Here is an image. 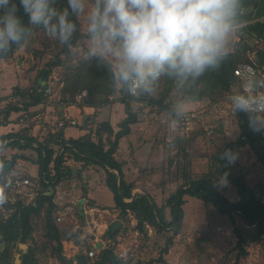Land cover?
Listing matches in <instances>:
<instances>
[{"label": "trees", "instance_id": "1", "mask_svg": "<svg viewBox=\"0 0 264 264\" xmlns=\"http://www.w3.org/2000/svg\"><path fill=\"white\" fill-rule=\"evenodd\" d=\"M62 6H66V0H57V7ZM71 18L76 23V30L71 40L67 44H60L55 40L58 50L53 60L47 61L45 66L38 70L36 87L26 90L16 87L18 89L16 96L23 97L25 101L18 103L8 100L0 105V125L13 122V115L23 118V124L18 129L0 134V162H12L8 170L0 169V190L6 191L7 194V201L0 204V264H17L14 250L21 249L19 243L29 245L28 249L22 252L19 264H50L49 261H43L47 257L58 261L59 264H123V257L115 250L117 242L113 243L107 233L104 234L105 246L93 257L82 251L71 257L63 253L64 241L73 240L79 243L81 237L83 238L82 232H78V229L83 228L85 217L79 210L81 224L79 223L78 228L67 221H57L60 211V206L55 201L57 187L73 172L80 176L83 169L89 165H98L104 169L103 180L113 193L114 207L120 210V218L128 222V210H130L138 221H143L142 234H148L146 224H149L156 233L165 237L159 256L151 258L146 264L156 262L166 264L164 254L168 253L174 244L175 236L181 232L186 214L184 206L188 197L211 205L220 215L229 217L237 237L235 260L229 264H238L242 257L248 255V246L252 242H258L264 233V200L259 195L257 187L249 184L243 172H231L229 166L220 159V152L224 148L213 153L211 162L205 169L195 172L192 166H189L188 171H183V180L160 203L149 192L132 193V191L139 184L137 181L153 179L152 176L162 172L165 167H144L140 169L136 179L127 181L123 169L124 161L119 160L115 154L121 139L130 133L132 125L144 121L140 116L144 106H150L151 110L156 109L158 112L166 109L174 113L165 99L172 90L182 91L195 101L206 98L216 101L228 93L240 91V88L234 89L240 83L234 74V68L242 61H252L246 56L251 46L247 38L244 39L245 35H254L263 41V46L256 51L257 63H255L259 67L264 66V0H241L236 25H241L240 29L244 31V36L238 41L234 50L227 51V55L217 68L206 70L195 82L183 86L177 85L173 78L161 76L156 82H161L163 85L160 96H155L153 92L130 94L123 85L112 80L111 74L95 56L81 55L74 61L66 62L73 48L78 51L84 40L89 39L79 17L73 15ZM24 21L27 23L26 17ZM27 39L18 46L13 45L6 53L0 54V61L12 57L16 50L25 45ZM61 65L65 67L61 102L76 104L80 108L91 106L98 109L118 101L123 104L125 113V117L118 124V130H115L110 120L94 123V116L85 114L83 122L79 120L80 124L77 123L87 130L80 136L66 137L65 129L73 125H65L55 132H51L49 126L44 128V134H33L35 123L32 120L34 113L30 111L31 107L46 101L45 82L48 81L52 70ZM83 91H86V95L77 102L76 95ZM61 114L59 119L65 117L63 112ZM235 116L239 121L240 130L237 138L227 147L238 152L242 145H249L255 160L264 166L262 133H254L248 128L247 116L244 113ZM149 122L146 123L148 126ZM159 141L154 144L159 145ZM161 141L165 143L166 140L164 141L163 138ZM173 142L181 144L184 140L179 138ZM7 148L16 153L9 157ZM27 150L36 152L37 157L34 162L38 165L36 178L39 187L37 194L30 201L11 185L14 177H24L19 174L16 164L18 158L26 155ZM69 160L81 163V169L75 171ZM172 161L170 160V164ZM225 169L228 171V184L234 190L235 200L230 199L220 188L213 187L215 173L220 174ZM152 181L158 183L156 179ZM159 182L161 183L162 180L160 179ZM162 185L164 186V182ZM51 188L54 191L47 194ZM125 198L131 200L126 201ZM238 219L241 223H238ZM88 237L89 234L86 238ZM2 241L6 243L3 250H1ZM84 246L86 250L92 248L89 241L85 242Z\"/></svg>", "mask_w": 264, "mask_h": 264}, {"label": "rangeland", "instance_id": "2", "mask_svg": "<svg viewBox=\"0 0 264 264\" xmlns=\"http://www.w3.org/2000/svg\"><path fill=\"white\" fill-rule=\"evenodd\" d=\"M88 2L91 3L92 0H88ZM79 19L82 23V28L86 29V14H80ZM237 27L238 26L235 27L228 39L226 51L234 50L238 44L236 35L240 29ZM246 38L251 46V49L246 52V56L257 63L256 51L263 46V41L256 38L254 35H245L244 39ZM88 44L89 39H86L82 45H80L78 51L76 48H73L72 54L66 59V62L74 61L79 56L86 55ZM57 50L55 39L47 37L42 28L32 26V31L25 45L16 50L12 57L0 61V105L5 104L9 100V94L17 95L18 89H16V87H20L19 89L22 90L36 87L38 70L43 68L47 61L53 60ZM64 70L65 67L63 65L57 66L52 70L48 81L45 82V87L51 88V92H46V101L35 106L36 108L31 107V112L34 113V115H39L34 121L35 124L37 123L40 126L38 130L49 127L50 125L52 126L53 122L57 121L60 118V114L64 112V106L76 105L71 103L67 104L65 101L61 102L60 100L62 87L65 82ZM239 88H241L240 83L234 87V89L237 90ZM162 90V83H156L153 94L155 96H160ZM83 93L84 91L76 95L77 102H80L83 96L86 95ZM229 95L230 93L216 101L209 98L195 101L187 97L182 91L176 92L172 90L165 98L172 109L177 104L184 102L187 108L184 113H191L194 111L200 114L188 125L189 128H184V126L178 123L177 119L180 115L177 116L175 112L173 113L166 109L163 111L159 110L158 112L156 109L151 110L150 106H144V110H142L140 116L149 119L148 121L145 120L146 123L151 121L149 122L150 125L146 127L149 131L144 133L145 136H135L142 138L144 142L148 141L150 145L152 142H158L159 140V142H161L163 138L165 141L166 138L169 137V146L166 145L167 142L165 141V149L169 148L166 154L170 160H174L170 164V176L174 177L169 181L170 187L165 186L164 188L162 185L163 181L161 183L159 182L161 179L160 176L156 179L158 182L157 184L154 182L148 185V190L154 192L155 200L158 201V203L162 201L163 197L165 198L171 193L169 188L175 189L179 185L183 180V171H188L187 168L190 166L191 162L199 160L195 168L197 170L205 169L207 164L211 162V157L215 151L229 146L230 143L237 138L240 130L239 121L231 111ZM14 97L12 102L23 103L25 101L21 96ZM114 103L119 104L120 102L116 101ZM121 106L123 107V104H121L119 108H122ZM137 106L138 105H136V108ZM103 107L106 108L103 111V116H106L109 112L107 109H110V106L105 105ZM120 111H122V109H120ZM85 112L86 111L82 109L80 114L78 112L76 113L78 115L77 118L73 117L76 118L77 121L79 119L81 120ZM118 114L121 113L118 112ZM92 115L95 118L96 114L94 113ZM119 117L121 118V116ZM19 118V116L13 115V122H18ZM97 120L98 119L95 118L94 123ZM104 120L105 118L101 117L98 121ZM119 121L115 118L114 122L119 124ZM80 122L81 121H79L78 124H80ZM221 122H223L222 125ZM78 124L68 128L69 134L72 133L76 135L78 129L81 128ZM236 124L238 126V131L235 133L234 139H229L227 135L232 133ZM211 126L215 128L213 133H209L207 129ZM140 129H144V127L141 126ZM179 138L184 140V142L181 144L173 142V140ZM144 142L143 144H145ZM183 145L184 147H181ZM7 149L6 152L9 157L16 153V151L10 148ZM173 150L175 151L172 152ZM25 154L29 159L25 156H21V158L18 159L19 163L17 161L16 168L19 170L20 175H24V177H28L31 181H35L38 174V165L34 162V159L37 157V154L34 150H27ZM24 159L33 162L30 163L28 161L26 165L23 166L21 163L24 162ZM71 167H73L75 171H78L81 169V164H75L71 161ZM229 169L234 173H238L239 171L243 172L249 184L257 187L259 195L264 200V166L255 160V155H252V150L249 145H242L239 148L238 158L234 164L229 166ZM103 175L104 169L100 166L89 165L83 169L80 176L75 175L74 178H66L59 183V193H56L55 199L60 206V211L67 212L65 208L66 205L71 207L69 213L65 215V219L62 222L67 221L76 224L75 221H78V223L81 224L79 204L72 201H75L76 198L83 195L81 188L83 184L89 188L98 205L108 208L109 211L112 210V206H114L113 193L104 183ZM218 175L219 173H215L216 177ZM167 188L169 189L168 192L165 190ZM220 189L223 190L230 199L235 200L234 190L229 184ZM184 208L186 214L181 232L175 236L174 244L171 246L168 253L164 254L166 264H229L233 262L236 254L235 245L237 237L233 232V226L229 217L220 215L211 205H206L202 201L191 197H188ZM95 217L100 221L98 214H96ZM106 217L109 218L108 215ZM238 223H241L239 219ZM82 226L85 236L83 238L81 237L80 242L84 244L88 242L89 237L88 239L86 238L88 233H93L96 229L89 227L86 221ZM146 228L148 231L147 235L142 234L139 230L136 231L133 229L129 234H126V238L122 242L117 239L115 250L123 257V264H146L151 258L159 256L160 248L164 244L165 237L156 233L150 225L149 227L146 226ZM21 250L22 249L14 250V258H16L17 254H22ZM43 261H49L50 264H59L58 261L50 257L43 259ZM152 264L161 263L156 262ZM238 264H264V233L258 242H252L248 246V255L242 257Z\"/></svg>", "mask_w": 264, "mask_h": 264}, {"label": "clouds", "instance_id": "3", "mask_svg": "<svg viewBox=\"0 0 264 264\" xmlns=\"http://www.w3.org/2000/svg\"><path fill=\"white\" fill-rule=\"evenodd\" d=\"M241 0H0V54L24 42L32 26L60 44H67L76 30L71 18L85 13L89 44L86 55L103 63L114 82L132 95L151 93L161 76L177 85L195 82L206 70L215 69L227 55L226 45L234 31ZM27 18V23L24 21ZM249 80L229 95L233 114L244 113L252 132L264 133V91ZM177 104V116L186 112ZM238 126L227 135L234 139ZM238 152L225 147L220 159L230 166ZM213 187L229 183L228 171L212 181ZM7 201L0 190V204Z\"/></svg>", "mask_w": 264, "mask_h": 264}, {"label": "crops", "instance_id": "4", "mask_svg": "<svg viewBox=\"0 0 264 264\" xmlns=\"http://www.w3.org/2000/svg\"><path fill=\"white\" fill-rule=\"evenodd\" d=\"M120 105H121L120 103L119 104L113 103V104L108 105V106H110V109L109 108L107 109L109 112L106 116H103V111L106 109L105 107H101L100 109H95L94 107H91V106H84L83 108H80L78 106L76 107V105H69V106L66 105L63 108V111H64L63 113H64V115L69 114V115H72V116L77 118L78 115L76 113L78 112L80 114V111L82 109H84L86 111L85 112L86 115H92L95 113L96 114L95 118L98 120L101 117H104L105 120H110L112 122L115 130H118V128H119L118 124L116 122H114L115 118H117L119 121L125 117L124 107L121 106L122 108H119ZM33 108H36V107H33ZM120 109H122V111H120ZM30 111H32V108ZM118 112L121 114H118ZM85 114L81 117L82 122H83V119L85 117ZM119 116H121V118ZM37 117H39V115L33 114L32 120L35 121L37 119ZM20 118H21V120H19L18 122H11V123H9V125H0V134L7 133L9 131L18 129L23 124V118L22 117H20ZM141 119H143L144 121H139L138 123L133 124L131 127L130 133L121 139L119 148H118L115 156L119 160L124 161L123 169H124L125 176H126L125 178L127 181H133L134 179H136L137 175L139 174L140 169H142L144 167H150V166L159 167V166H161V167H165V169H163L162 172H159V173L153 175L152 177L155 180V179H157L158 176H160L161 180L164 182V186L170 187L169 181L174 177L170 176V172H171L170 158L167 157V154H166V151L169 150V148L165 149L166 148L165 143L162 141L160 142L159 145H157L156 143L154 144L153 142L150 145V144H148V141L144 142V140L142 138L135 136V135H141L142 136V135H144V133L146 131L147 132L149 131L148 128H146V127H148V125L146 124V121H145V120L148 121L149 119L148 118H146V119L141 118ZM137 126H139V127H137ZM141 126L144 127V129H140ZM39 127L40 126L37 123L34 125L33 134H35V135L41 134V133L44 134V128L43 129L41 128V130H38ZM68 128H70V127H67L65 129L66 137H70V136L77 137V136H80L81 134H84L87 131L86 129L80 128V129H78L76 135H74L72 133L69 134ZM135 141H136V143H135ZM166 141L167 142L170 141L169 137L166 138ZM143 142L145 144H143ZM166 145L169 146L168 143ZM174 151L175 150H173L172 152H174ZM24 160L26 161V163L29 161L27 159H24ZM71 161H73V160H69L68 162L71 163ZM198 161L199 160H194L193 162L190 163V166H192L193 171H195V172L197 171V169L195 167H196V164H198ZM73 162L75 163V161H73ZM75 164H81V163H75ZM37 173H38V169H37ZM75 175H76V172H73L70 175V177H68V178H74ZM103 179H104V175H103ZM153 179H147L144 182L137 181V182H139V184L137 185L136 188L133 189V192L134 193L137 191L138 192H149L150 194H152L154 196V194H153L154 192L151 190H148V185L154 183L152 181ZM88 185H89V183H88ZM59 187L60 186L58 185L56 193L57 192L59 193V190H58ZM81 188H82L83 195H81L79 198H76L75 201H72V202H77L79 204L78 206H79L81 212H82V207H83L81 202H82L83 198L86 199V202H89L87 205L88 208H89V206L95 207V208H105V207H101L100 205H98V203L94 199L91 191L89 190V188L87 186H85L83 184L81 186ZM169 189L167 188L165 190L167 192H168V190L171 192L174 190L171 188H169ZM55 201H56V199H55ZM57 204H58V202H57ZM87 207L85 206L86 209H87ZM113 207L114 206H112V209H113ZM65 208H66V211L69 213L71 207L66 205ZM105 209H108V208H105ZM82 214H83V212H82ZM84 217L86 219L87 215H84ZM81 232H82V236L84 237L85 232L83 231V228H82ZM88 234L90 236L88 239V241L90 243V238L92 237V233H88ZM104 246H105V243H104L103 247Z\"/></svg>", "mask_w": 264, "mask_h": 264}, {"label": "built area", "instance_id": "5", "mask_svg": "<svg viewBox=\"0 0 264 264\" xmlns=\"http://www.w3.org/2000/svg\"><path fill=\"white\" fill-rule=\"evenodd\" d=\"M236 26H238L237 28L239 29L241 28V25H236ZM243 36H244V31L240 29L238 34L236 35V41H240ZM234 74L240 80L241 83L240 91L247 85L250 79L258 82L257 88L250 90L264 91V66L259 67L253 61H242L234 68ZM46 92H51V88L50 87L46 88L45 93ZM84 93L86 94V91H84ZM14 96L16 95L9 94L8 99L12 100L15 98ZM199 115L200 114L194 111L191 113H184L178 117L177 121L181 126H184V128H189L188 125H190L194 121V119ZM77 123L78 121L76 118H74L72 115L66 114L64 118L58 119L57 121L53 122L52 126L50 125V130L51 132H55L59 128L64 127L65 125H75ZM207 129L209 133H213L215 128L214 126H211L210 128ZM262 137L264 139V133H262ZM17 161L19 163V160ZM21 165L23 166L26 165V161L24 160V162L21 163ZM11 182H12L11 184L12 188L15 189L17 192L24 194V196L27 197L26 198L27 201L32 200L37 194V188L39 187V182L37 178L35 181H31V179H29L28 177H14ZM132 193L134 192L132 191ZM82 200H83L82 212L84 215H87L85 221L89 224V227H93L96 229V231L92 233V237L90 238V244L92 248L90 250H86L83 243L80 242L78 243L73 240H69V241L66 240L64 241L63 244V253L68 257L75 256L81 251L85 254H88L90 257L95 256L97 252L100 250L96 248V243L98 241H103V243H105L104 234L106 233L108 224L114 219L120 218L119 217L120 210L116 207H113L111 211L105 208H95V207H89L86 209L85 206L87 207L89 202H86L85 198H83ZM125 200L130 201L131 198H125ZM67 213L68 212L59 211V214L57 216V221L59 222L63 221ZM96 214H98V218L100 219V221L96 219L95 217ZM107 215L109 216V218L106 217ZM128 217H129L128 222H125L122 218H120L122 220V225L117 239L121 242L126 238V234H129L131 231H133V229L138 231V229L136 228L138 220L130 210H128ZM75 222H76L75 225L78 228L79 223L78 221ZM146 226L149 227L148 224H146ZM123 228H125L126 231Z\"/></svg>", "mask_w": 264, "mask_h": 264}, {"label": "water", "instance_id": "6", "mask_svg": "<svg viewBox=\"0 0 264 264\" xmlns=\"http://www.w3.org/2000/svg\"><path fill=\"white\" fill-rule=\"evenodd\" d=\"M11 166H12V162H0V169H2V170H8ZM53 191H54V189L51 188V191L47 192V194H51ZM81 203H83V200ZM121 225H122V220L120 218H116L113 221H111L107 226L106 233L109 235V237L113 243L117 242V237H118ZM142 225H143V221L137 222V228L140 232L143 231ZM81 231H82V229L79 228L78 232H81ZM5 245H6V243L4 241H2L1 242V250H3L5 248ZM103 245H104L103 241H98L96 243V248L101 249L103 247ZM19 246L22 249V252H25L28 249L29 245L26 243H19ZM20 256H21V253L16 255L15 262L17 264L21 263Z\"/></svg>", "mask_w": 264, "mask_h": 264}]
</instances>
